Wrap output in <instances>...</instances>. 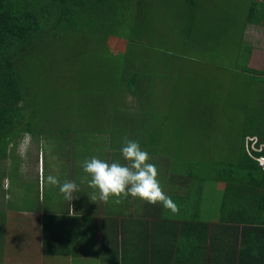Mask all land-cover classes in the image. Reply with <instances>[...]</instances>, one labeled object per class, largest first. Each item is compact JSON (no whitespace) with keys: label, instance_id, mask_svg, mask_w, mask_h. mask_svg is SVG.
Returning a JSON list of instances; mask_svg holds the SVG:
<instances>
[{"label":"rangeland","instance_id":"obj_1","mask_svg":"<svg viewBox=\"0 0 264 264\" xmlns=\"http://www.w3.org/2000/svg\"><path fill=\"white\" fill-rule=\"evenodd\" d=\"M186 1L160 0V13L153 15L152 21H156L157 37L152 44L161 46L160 50L163 51L136 46L139 50L137 56H148L145 60H140L156 62L151 64L146 78L143 75L140 77L144 85L142 87L138 85L136 89L147 90L149 95H144L146 99L144 105L140 100L137 102V99L135 103L138 106L135 108L122 100L118 101L120 97L114 95L116 91L113 89L116 87L113 82L117 80L119 74L117 72L118 58L125 51L126 41L111 37L104 43L93 44L94 40H89L88 35L78 32L74 35L64 33L63 37H60L62 44L59 42L51 44V35L46 38V43L44 41L36 44L33 47L34 56L29 69L25 70L26 75L30 74V79L35 82L34 88L38 87L40 90L47 91L48 94H51V90L53 92L51 105L41 107L36 111L42 116L41 118L39 115L36 116V128L51 131V123L43 119L52 118L55 124L60 123L66 127L78 129L77 131L84 137L94 134L97 142L89 143L87 139L85 148L102 159L104 152L111 151L108 146L110 140L112 145L117 146L118 151L111 148L117 154L121 153L124 138L134 140L131 134H137V125L140 130H143L141 123L146 121L147 125H152L151 130H161L168 142L167 144L165 141V145L161 147L157 155L159 158L151 161L158 168V179L163 190L167 185L166 182L170 183L168 180L170 175L181 172L182 168L186 167L185 159L192 161V158H195L197 163L204 159L215 162L232 160L241 151L242 134L257 128H264V76L239 71V67L244 66L249 59L247 49L240 45V41L245 38L244 31L241 32L243 37L237 33V28L234 30L232 25L228 24L223 26L224 32L218 33L217 36V22H221V19L227 16L226 13V16L222 13V5L226 9L235 10L236 1L197 0L200 2L198 10H195L193 4L190 7ZM255 2L264 4V0H255ZM192 14L194 18L196 17L194 23L196 30L191 29L192 36L189 38L183 34V31L188 30L189 17ZM237 14L239 15L240 12ZM226 29L232 33L227 32L225 35ZM213 31L216 32L213 33ZM187 37L189 40L185 41ZM253 39L248 36L243 42L252 44ZM219 41L223 44V48H219ZM60 45H62L61 49H59ZM52 49L57 52L52 53L51 56ZM165 50L172 52L173 57L164 54ZM156 56H161L162 62H168L166 68L160 69L167 76L162 75V78L154 76L153 72L159 66L157 59H160ZM261 69L264 71V63ZM125 78L127 79L126 76ZM121 81L120 79V90L124 85ZM149 82L162 83V85L150 86ZM159 88L163 89L165 94L157 96V93H160ZM137 97L141 99L142 94ZM140 117L147 118L143 121ZM171 120L173 122L176 120L175 124L169 125ZM177 130L183 131V135L180 134L183 136L180 139L182 141L175 143L179 146L170 143L172 147H169L170 140L173 142L178 140L174 136ZM106 134H110V137ZM32 136L26 134L17 140L20 144L18 149L15 148L14 156H19L22 164H20V176L15 175V178H11L8 201L10 204L17 202L22 205L23 207L19 209L37 212L50 206L51 212H55V206L59 204L50 203L47 200L42 205L44 208H36L38 199H43V192L41 191L40 196L38 189L42 181L43 162L47 170L46 177L53 175L51 170L55 169H52V165L49 164L48 145L45 146L41 141L40 145L44 146L42 149L46 152L38 153L39 137L37 138L34 134ZM140 145L143 148L147 147L145 142ZM85 159L88 158H83V161ZM83 161L78 162L79 168H82ZM13 162L15 165L19 161L16 159L15 161L8 159L0 161V188L2 190H6L10 183L8 172L1 177V171L3 168L7 170ZM220 184H217V187ZM50 186L46 182L44 188L48 189ZM208 187L205 186L204 190ZM207 190L210 193L213 188ZM179 191L182 193L181 190ZM2 196L3 194L0 193V202L6 200ZM211 199L207 201V210L202 211L205 219L216 210L213 202H217V196ZM12 207L18 208L16 205ZM0 209L5 210L7 206H0ZM34 216L36 215L23 216V219L32 221L23 225L24 229L16 230L18 232L16 238L14 237V241L18 243L16 247H20L21 251L25 252L18 257L22 258V264H32L35 256L34 250L41 248L42 238L50 241L47 235L48 229L51 230L53 236H66L63 222L60 226L52 219L50 220L48 215H44L40 218L41 221L44 220L43 227H39L41 236L37 237ZM79 238L83 241L76 239L77 242L74 243L73 240L69 247L74 256L46 257L48 262L45 264H100L101 258L95 257H90L85 263L83 262L79 257V252H89L90 248L87 240L82 239L81 233ZM35 242L37 244L33 247Z\"/></svg>","mask_w":264,"mask_h":264},{"label":"trees","instance_id":"obj_2","mask_svg":"<svg viewBox=\"0 0 264 264\" xmlns=\"http://www.w3.org/2000/svg\"><path fill=\"white\" fill-rule=\"evenodd\" d=\"M234 1H236L235 10L232 8L226 9L220 4L222 5V13L224 15L226 13L227 16H225L227 18L225 17L221 19V22H217V32L213 31V33L216 32L218 36V33L224 32L223 26L230 24L234 30L237 28L238 34L243 36L241 32L244 31L245 26L247 24H255L263 28L264 34V4L256 3L255 0ZM186 2L190 7L193 4L195 10L200 9V2L197 0H187ZM166 8L168 9V7H164V9ZM160 9V0H0V161L6 159L11 161L16 159L17 161L18 158L14 156L17 140L26 134L31 137L34 134L37 138L39 137L37 151L40 153L46 152L42 149L44 146L41 147L40 145L42 137V143L49 147V164L52 165V169H61L59 172L61 174L62 168L65 166L64 161H67L65 156L68 150L69 136L79 133L76 128L66 127L60 123L55 124V120H52V118L43 119V121L51 123V131L36 128V116L39 115L36 113L37 109L51 105V99H53L52 90L51 94H48L47 91L40 90L38 87L34 88L35 82L30 79V74L26 75L25 72L26 69H29L31 59L34 56L33 47L36 44L44 41L46 43V38L50 35L51 44L54 42L62 44V38L60 39V37H63L64 33L68 35L72 33L74 35L78 32L88 35L89 40H94L92 41L93 44H96V42L104 43L105 40L111 37L126 41L125 51L118 58L117 72L119 74L117 75V80L113 82L116 84V87H113L116 91L114 95L120 97L118 101L124 99V94L126 93L137 97L142 94V91L137 90L136 87L144 85L140 77L143 75L146 78L151 64L156 61L143 62L138 60L142 56H137L139 50L136 49V46L163 51L160 50L162 49L161 46L152 44L155 41V37H157L156 21H152V19L154 18V13H160ZM237 12H240V14L238 15ZM195 19L196 17L194 18V14H192L189 17L188 30L183 31V34L189 36V38L192 36L191 29L194 28L196 30ZM227 32L232 33V31L226 29L225 35ZM189 38L187 37L185 41L189 40ZM220 41L218 46L223 48L224 46ZM165 45L166 43L163 44V47ZM240 45H242L241 41ZM61 47L62 45H60L59 49ZM246 49V53L249 55V48ZM56 52L52 49L51 56L52 53ZM164 54L171 58L173 57L171 55L173 53L167 50H165ZM156 58L160 59H157L159 60V66L153 72L154 76H167L160 69L164 68L168 62H162L161 59L163 58L161 56H156ZM152 66L154 67V65ZM239 71L252 73L256 76H264V72L247 68L246 63L244 66L239 67ZM72 77L73 74L71 79ZM120 79L122 80L121 82H124L121 90ZM41 117L39 115V118ZM175 122L176 120L174 122L171 120L168 124H175ZM150 126L152 125H147V123L141 125L143 131L135 127L137 134H131V137L136 138L135 140L138 142L141 141L142 144L145 142L147 147L143 148L141 146V148L148 151L150 149V155L154 159L156 157L159 158L157 155H159L161 147L165 145V141L167 144L168 142L165 140L166 135L163 136L161 130H151ZM73 129L75 131H72ZM105 132H108V130H105ZM174 134L178 140L174 142L170 140L169 147H172L170 143L175 144L182 141L180 139L183 131L177 130ZM180 134L182 135L180 136ZM108 135L110 137V134ZM143 136L145 138H141ZM248 136H257L259 143L264 144V128H257L242 134V139L240 138L241 151L232 160L215 162L213 159V161L204 159L197 163L195 158H192V161L185 159L184 162H187L186 167L182 168L181 172L171 174L170 185H167L165 193L177 204L178 212H167L160 203L150 206L149 203L141 199L137 200V207L135 208L137 214L141 211L139 206H142V210H145L148 216H152L154 219L151 222H148L147 219L141 221L128 219V217L123 221L121 220L122 238L119 241L120 250L122 251L120 253L121 264H128V261H131L136 253H145L144 251L147 252V256L150 253L149 256L153 261L154 258L158 261L164 260L170 254L169 260H173L172 264H181L185 256L187 257V252L186 250L182 252L180 248H176L180 252L176 256L174 254L175 249L172 250L173 247L170 246L173 243L172 241H174V230L176 229V224L173 221L183 219L181 234L183 237H180L179 242L187 241L190 230H196L202 225L207 226V223L203 222L186 224L185 221H189L190 213L196 216L201 214L202 208L200 207L203 204L202 198L204 197L202 196L204 193L203 188L210 182L223 185L222 214H226V211L231 209L226 217L232 223L242 225L243 234H248L250 231H260L264 234V171L257 166V163L248 156L245 150V138ZM109 144L117 150V146L112 145L111 140ZM177 145L175 144L174 146ZM117 157L119 160L124 161L121 153L117 154ZM152 159H150V163ZM14 163L7 170L3 168L1 177L8 172V177L11 181V178H15V175H19L20 163L16 162L15 165ZM43 164L45 165L44 162ZM175 182L177 184L174 185ZM121 208L120 206V214L123 213ZM46 215L49 216L50 220L53 217L50 214ZM140 215L144 216L146 214L143 212ZM3 216V212L0 211V223L3 222ZM243 216L245 218L242 219ZM226 217L224 218L227 219ZM251 217L258 222L254 223L256 225L253 227L254 229L244 222ZM224 218L221 216V219ZM111 220L107 223L109 225L115 224ZM56 221L58 225H63L61 219ZM83 222L94 227L92 218H85ZM137 224H139L138 232L135 227V231L132 230L133 226ZM44 229L46 230V226H44ZM90 233L91 231L87 233L88 237H91ZM55 236L56 239L51 240V248L54 247L53 252L57 256L74 255L69 247L73 240L76 243V239L80 240V238L73 237L69 232L64 240L59 235ZM136 236L140 240H135ZM189 238H191V235ZM212 238V243L215 242V244L220 246L231 248L235 247L237 242L236 239L224 240L216 235H213ZM193 239L196 240L195 248L200 250L203 242L201 240L202 236H195ZM48 242H43L45 248H47ZM230 242H232V245ZM187 243L191 244L190 240ZM182 245L180 246L182 247ZM220 257L221 255L210 254L208 262L220 264Z\"/></svg>","mask_w":264,"mask_h":264},{"label":"crops","instance_id":"obj_3","mask_svg":"<svg viewBox=\"0 0 264 264\" xmlns=\"http://www.w3.org/2000/svg\"><path fill=\"white\" fill-rule=\"evenodd\" d=\"M253 27V28H252ZM244 36L254 38L252 44L247 43L245 44L243 41L242 45L245 48H249V59L246 61V66L249 69L255 70V71H261L264 72L261 68L264 63V34H263V28L259 25L255 24H247L244 29ZM243 36V37H244ZM140 57V56H138ZM148 57V56H147ZM146 56H142L140 59L147 58ZM142 61V60H141ZM149 61V60H148ZM144 62V61H143ZM263 62V63H262ZM162 78V77H157ZM156 79V78H155ZM159 80V79H157ZM160 81V80H159ZM150 84V82H149ZM151 85H162V83H156L152 82ZM166 85V84H165ZM145 89V88H144ZM159 92L157 93V96H161L165 94L163 89L159 88ZM149 95L148 91H142V97L140 101L143 100V105L146 103V99H144V95ZM155 95V93H152ZM125 98L122 99L124 103H129L128 105H131L132 108H135V106H138L135 101H139V98L136 96H132L130 93L124 94ZM147 117L143 118L140 117L143 121L146 120ZM132 123V121H131ZM144 123H147L146 121ZM144 123H141V125H144ZM133 124V123H132ZM130 126H132L130 124ZM139 125H137V128ZM143 131V130H142ZM140 131V132H142ZM29 135V134H28ZM107 137H109L108 134H106ZM30 136V135H29ZM257 137V136H256ZM143 138H145L143 136ZM258 138V137H257ZM88 139L89 143H95L97 142L96 136L94 134H90L87 137H84L82 133H77L76 135H70L68 139V150L66 153V159L67 161H64L65 166L62 168V173L59 174L61 169L58 170H51V174L56 175L60 182L63 183L65 180L74 181L79 186V192H76L73 194V200H66L63 196V194L59 191L58 186H50L48 189H45L44 186L46 185V173L47 170L45 169V165L43 164V172H42V181L40 182V185H38L39 193L41 196L42 194V200L38 199V204L36 205V208H44L42 205L47 200L50 203H58V206H55V212H51V207H47V209H40L37 212H33L29 209H19L22 208V205H19V203H9V191L11 187V181L8 177L9 181V187L6 190H2L0 188L1 195L3 194L4 199L3 203L0 206H7V209L2 210L3 212V222L0 223V264H22L21 261L22 258H18L21 255H23L25 252H22L20 247L17 246V242L14 241V237L16 238L17 232L16 230L24 229L23 225L25 226L26 223L29 220L23 219V216L26 215H36L35 217V229L37 231V237H40V230L39 227H43V221L40 220L44 215L50 214L53 217L51 218L53 221H55V224H57L56 220H60L64 223V230L65 234L68 232L71 233V235L74 237L79 238L80 233L81 237L84 240H87L88 246L90 248L89 252H79V257L82 258L83 262L85 263L86 260L90 257L92 258H101L99 261L100 264H121V258L120 253L122 252L120 250V238L122 230L120 229L121 226V220L123 221L128 217V219H136V220H146L148 222H151L154 218L151 216H148V214L145 212V210H142V206H139V209H141L140 213L137 214L136 207H137V200L139 198H133L131 199V196H128L126 199L121 198V203L116 204L115 203V197H110L107 202L100 201L98 198L95 200V202H92L90 200L91 197H98V190L94 189L92 187H89L88 180H90V176L86 174L83 171V168H79L78 162L83 161V158H91L95 156L94 152H90L86 150L85 144L86 140ZM136 138H134L135 140ZM20 140V139H19ZM42 141V137L41 140ZM34 143V141H33ZM108 144V143H107ZM263 144V143H262ZM18 142L16 148L18 149ZM111 151L104 152L103 160L111 162H118L119 158L117 157V153L114 149L111 148L110 144L108 145ZM145 150V149H144ZM149 155V151L146 150ZM38 153H40L38 151ZM14 154H16L14 152ZM119 155V154H118ZM18 158V161L20 164L21 158L19 156H15ZM41 157V154H40ZM82 157V158H81ZM157 158V157H156ZM150 159H152V156L150 155ZM155 159V158H154ZM119 163L125 164V160L121 161L119 160ZM19 166V165H18ZM20 170V166H19ZM20 173V172H19ZM172 176L168 178L170 180ZM167 180V177L165 178ZM23 183V181H22ZM39 183V180H38ZM41 183H42V190H41ZM167 185L169 182H166ZM165 185L164 192H166ZM209 186L207 189L213 188V190L209 193V190L203 188V194L204 196L202 198L203 204L200 208L201 214L199 216H196L194 214H189V221H185L187 223H207V226H199L196 230H190L188 233V239L187 241L179 242L178 240L180 237H183L182 234V228H183V219L173 221L176 224L175 231V237L173 243L170 245L172 246V250L175 249L174 254L177 256L180 254V252L176 248H180V250L183 252L186 250L187 257L185 256V259L182 260L181 264H208V257L210 254H216L221 255L220 257V264H264V234L260 231H247L248 234H243L244 230L242 229V225L234 224L232 223L226 215L229 214L231 209H228L226 211V214L221 213V203L223 200V187L220 188L217 187L216 183L210 182L208 184ZM223 186V185H222ZM44 188V189H43ZM56 195V197L54 196ZM2 196V198H3ZM215 196H217V202H213V205L216 207V210L208 217L204 218L202 211L207 210V201H210V198L214 199ZM55 197V198H54ZM211 199V200H212ZM88 202V204L86 203ZM12 205L18 206V208L12 207ZM51 206H53L51 204ZM122 207V214L119 213V208ZM152 206V204H150ZM71 207V209H70ZM58 208V209H57ZM50 209V210H49ZM94 211H91V210ZM130 209V210H129ZM57 210V211H56ZM131 211V212H130ZM144 212V216H141ZM92 213V214H91ZM98 213V215H97ZM139 215V216H137ZM221 216L226 217L227 219H221ZM242 216V214H241ZM200 217V218H198ZM85 218H92L94 220V227L91 225H88L83 222ZM245 218V216L242 217V219ZM112 219V220H111ZM111 220L112 225H109L107 222ZM168 220V219H167ZM221 220V221H220ZM32 221V220H31ZM169 221V220H168ZM247 224H249L252 228L256 226L254 223H258L257 220L253 217L249 218L248 220L244 221ZM40 223V224H39ZM110 223V222H109ZM133 226L132 230L136 231L138 230V226ZM135 227V228H134ZM38 228V230H37ZM254 229V228H253ZM131 230V231H132ZM91 231V237H88V232ZM87 232V233H86ZM138 232V231H137ZM84 233H86L84 235ZM140 233V232H139ZM138 234V233H137ZM263 234V235H261ZM40 235V236H39ZM49 240H44L42 238V246L41 248H37L34 250L35 256L34 261H32V264H45L47 263L46 257L51 256H57L56 253L53 252V248H51V240L56 239V236H53V233H51V230L47 232ZM191 235V238L189 236ZM213 235L218 236L219 238H222L224 240H231L236 239L237 242L235 243V247H225L220 246L218 244H215V242H211V239H213ZM195 236H202V245L201 249L197 250L195 248V239H193ZM62 240H64L65 236H61ZM93 237V238H92ZM81 240V239H80ZM135 240H140L137 236ZM190 240V243H187ZM49 241L47 244V248L44 247L43 242ZM83 241V240H81ZM90 241V243H89ZM140 242V241H137ZM116 243V244H115ZM226 243V242H225ZM232 245V242H230ZM36 242L33 244V247L36 246ZM183 244V245H182ZM195 244V246H194ZM228 244V243H226ZM182 245V247L180 246ZM229 245V244H228ZM248 245V246H247ZM71 252V251H70ZM145 253H136L133 254L136 256V258H132V260L128 261V264H172L173 260H169V255L164 260H156L154 258V261L149 256L150 253L144 251ZM86 253V254H85ZM74 254V253H73ZM72 255V254H71ZM70 256V255H69ZM74 256V255H72ZM45 258V259H44ZM216 263V261H214ZM211 264V263H210Z\"/></svg>","mask_w":264,"mask_h":264},{"label":"clouds","instance_id":"obj_4","mask_svg":"<svg viewBox=\"0 0 264 264\" xmlns=\"http://www.w3.org/2000/svg\"><path fill=\"white\" fill-rule=\"evenodd\" d=\"M121 154L126 164L109 163L96 156L83 161V171L90 176L89 187L98 190V197H91L90 200L95 202L98 198L107 202L110 197H115V203L120 204L121 198L131 196L152 205L160 203L167 212H178L177 204L161 187L157 166L149 162L150 155L141 148L140 143L125 137ZM46 182L58 186L66 200L72 201L73 194L79 192V186L74 181L65 180L61 183L57 176L48 175Z\"/></svg>","mask_w":264,"mask_h":264},{"label":"built area","instance_id":"obj_5","mask_svg":"<svg viewBox=\"0 0 264 264\" xmlns=\"http://www.w3.org/2000/svg\"><path fill=\"white\" fill-rule=\"evenodd\" d=\"M245 150L248 156L257 163V166L264 171V144L259 143L257 137L248 136L245 138Z\"/></svg>","mask_w":264,"mask_h":264}]
</instances>
